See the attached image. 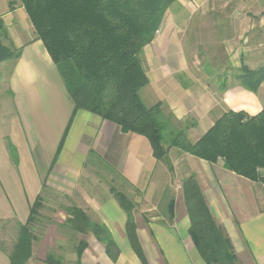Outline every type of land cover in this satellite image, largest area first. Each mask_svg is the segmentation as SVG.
I'll use <instances>...</instances> for the list:
<instances>
[{
    "label": "crops",
    "instance_id": "obj_1",
    "mask_svg": "<svg viewBox=\"0 0 264 264\" xmlns=\"http://www.w3.org/2000/svg\"><path fill=\"white\" fill-rule=\"evenodd\" d=\"M200 24H211L216 31L215 40L226 62L216 63L214 69L227 71L226 80L211 78L190 64L187 45ZM0 25V52L10 56L0 62V219L18 218L27 224L32 205L39 196L44 199L43 190L49 186L65 189L66 197H81L88 205L95 197L81 191L80 183L88 182L92 159L99 160L133 187L134 201L142 204L134 218L147 264H206L190 235L183 186H179L180 193L175 191L177 181L167 165L154 158L149 141L124 133L99 116L75 111L20 0H0ZM143 66L149 79L141 93L143 103L147 108L163 104L193 144L227 112L260 114L264 83L252 93L241 87L233 71L243 66L264 67V0H177L153 42L145 47ZM223 84L227 86L224 93ZM11 143L18 153L17 164ZM172 153L188 163L190 174L182 179L196 180L240 264H264V186L227 171L222 161L210 165L178 150ZM165 198L174 201L173 222H164L169 205L165 206ZM94 205L96 223L109 229L121 253L113 261L104 243L91 233L83 234L81 242L88 248L81 264H143L131 248L127 216L114 196ZM52 229L39 245L34 240L28 264H48L51 248L65 245V239H60L63 234ZM153 247L160 248L159 253ZM78 260L73 255L66 262L77 264ZM0 264H11L9 252L1 249Z\"/></svg>",
    "mask_w": 264,
    "mask_h": 264
},
{
    "label": "trees",
    "instance_id": "obj_2",
    "mask_svg": "<svg viewBox=\"0 0 264 264\" xmlns=\"http://www.w3.org/2000/svg\"><path fill=\"white\" fill-rule=\"evenodd\" d=\"M176 1L20 0L63 79L75 111L95 114L115 123L124 133L143 136L149 141L154 158L164 162L171 172L169 155L175 149L210 165L222 161L227 171L264 186V110L253 117L244 112H227L193 144L163 104L147 108L142 101L141 93L149 85L143 51L155 39L168 9ZM7 58L10 56L0 55V62ZM209 65L204 70L206 75L227 79V71L217 72L215 65ZM233 72L241 87L252 93L258 92L264 83V67L250 70L243 66ZM220 90L224 93L226 84ZM10 149L17 164V153ZM183 191L191 221L190 235L203 261L240 264L231 240L214 218L196 180L185 181ZM111 193L127 215L126 232L133 251L147 264L134 219L136 205L121 191L112 189ZM42 207L43 198L39 196L31 207L27 224L20 225L18 240L9 253L11 264H28L32 259L35 240L32 230ZM167 210L173 219L174 201ZM70 214V229L93 234L116 261L120 250L109 229L81 210ZM87 248L86 242H80L77 264H81ZM47 263L63 264L51 255Z\"/></svg>",
    "mask_w": 264,
    "mask_h": 264
},
{
    "label": "rangeland",
    "instance_id": "obj_3",
    "mask_svg": "<svg viewBox=\"0 0 264 264\" xmlns=\"http://www.w3.org/2000/svg\"><path fill=\"white\" fill-rule=\"evenodd\" d=\"M0 30H3L2 26L0 27ZM193 35L194 37H192L189 40V43L187 45V53L189 54L188 56L191 66L197 68L196 70L201 69V72L202 70L204 72L205 67L209 64L216 65V63L225 62L224 60L225 54L221 52V49L219 48L220 44L218 45L216 43L217 42L215 40L216 31L211 27V24L210 25L200 24L199 27H197L195 34ZM0 55L5 56L3 52H0ZM15 55H17V53H15ZM223 79L224 78H222V80ZM10 148H12V150H15L17 153V150L12 143L10 144L9 149ZM173 151L177 152V150L174 149L170 152V155L173 154L172 156L169 155L173 166V172H171L170 170L169 171L173 175L175 181H177V183H175L176 185H174L175 191L180 193L181 190L179 189V186L180 185L183 186L184 183L182 177L187 178V175H189L190 173L186 171L187 167H185V165H188V163L185 162V160L180 159V157L178 158L176 156V153H172ZM17 158H18V153H17ZM91 163H92L91 166H88L87 168L88 182L84 181L80 183L81 191L85 192L90 197H95L94 200L92 201L90 199L91 202L88 205L86 204V201H84L81 197L78 199L72 197L71 198L66 197L65 189H59V188L54 189L51 188V186H49L47 189L45 187L43 190V196H44L43 207L39 212L40 217L38 218V223L33 228L32 233L35 237V241L38 244L44 238L46 231L49 228L52 227L53 231L54 228H57L58 234H63L62 236L63 238L60 237V239H65L63 240V242H65V245L63 247H56V246L52 247L49 252V255L53 256L55 260H59L63 264H76L66 261L68 258H71V256L77 255L76 253L78 246L80 245L81 240L84 239V237H82L83 234L80 235V233H77L75 231L66 228V227L70 228L68 226V221L72 220V215L70 213L73 210L78 209L83 211L84 213L89 212L88 216L90 217V219L93 220L94 222H97L96 220L97 215L95 214V211L92 210V206L95 204L94 206L97 207V205L99 206L103 204V202L107 201L110 198V196H113L111 193L112 189L127 194V196L136 205V208L142 205L141 203H136L134 201L133 196H135L134 195L135 191L133 187L129 186V184L125 185L123 181L119 179V177H117V175H115L104 164L100 163L99 160L96 161L92 159ZM179 179L183 180V183H180L181 181ZM73 196L77 198L76 194H74ZM149 203H150L149 206H151V202ZM168 203L169 204L171 203L170 200L165 198V206ZM173 219H171L170 215L168 214V216L165 217L164 222L166 223L169 221L173 222ZM20 225H22V223L18 220V218L10 219V220L0 219V249L1 250L9 253L13 251L14 246L18 240ZM36 248L39 249V247ZM119 250L121 253L120 248ZM152 250L156 254L157 252L159 253L160 248L153 247Z\"/></svg>",
    "mask_w": 264,
    "mask_h": 264
}]
</instances>
